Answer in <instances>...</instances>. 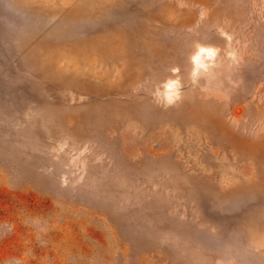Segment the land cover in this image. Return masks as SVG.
<instances>
[{"label":"rangeland","instance_id":"1","mask_svg":"<svg viewBox=\"0 0 264 264\" xmlns=\"http://www.w3.org/2000/svg\"><path fill=\"white\" fill-rule=\"evenodd\" d=\"M0 264H264V0H0Z\"/></svg>","mask_w":264,"mask_h":264},{"label":"bare ground","instance_id":"2","mask_svg":"<svg viewBox=\"0 0 264 264\" xmlns=\"http://www.w3.org/2000/svg\"><path fill=\"white\" fill-rule=\"evenodd\" d=\"M196 61H198V62H199V60H198V56L196 57Z\"/></svg>","mask_w":264,"mask_h":264}]
</instances>
